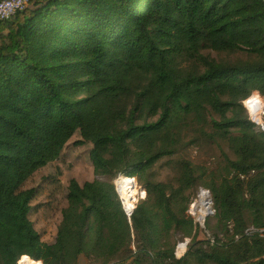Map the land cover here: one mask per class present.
<instances>
[{
  "label": "trees",
  "instance_id": "obj_1",
  "mask_svg": "<svg viewBox=\"0 0 264 264\" xmlns=\"http://www.w3.org/2000/svg\"><path fill=\"white\" fill-rule=\"evenodd\" d=\"M253 94L264 103V0H28L0 21V264H187L177 235L205 264H264V237L244 235L264 228ZM82 144L98 178L65 184L64 150ZM123 176L145 193L129 215ZM200 186L215 213L196 240ZM57 209L44 242L35 225Z\"/></svg>",
  "mask_w": 264,
  "mask_h": 264
},
{
  "label": "rangeland",
  "instance_id": "obj_2",
  "mask_svg": "<svg viewBox=\"0 0 264 264\" xmlns=\"http://www.w3.org/2000/svg\"><path fill=\"white\" fill-rule=\"evenodd\" d=\"M209 54L214 57L217 58L218 55L214 52H209ZM254 96L258 97L262 103V107L260 108V119H263V115H264V103L262 102L261 98L257 95V94H253ZM252 95V96H253ZM251 96V97H252ZM250 98V97H249ZM248 98V99H249ZM247 109V108H246ZM247 112L249 114V116L251 117V112L247 109ZM89 145L88 144H82V145H78V146H72L69 145L67 148H65L63 156L61 158V161H64L66 164H71V168L66 171L64 173V176L62 178L63 182L65 184L68 183V181L70 179H75L79 184L84 183L85 181H92L95 178H98L94 175L93 173V166L91 161L89 160ZM57 165V164H56ZM55 166H46L43 167L41 169H39L34 176L32 177V179L26 184V188H30V187H35V188H39L42 186V184L44 183L43 179L50 174L53 170H54ZM126 180H130L131 181V189L133 190L132 194H131V201H132V205L131 207H129L128 205V201L126 196L123 193V186L126 184ZM115 183V187L117 190V193L119 194V197L121 198L124 210L127 214H129L130 212H132V208L134 209L136 203L144 198L145 194L143 192V190L137 185L135 184V180L132 176H123V177H118L114 180ZM144 194V195H142ZM41 200H45L44 196L41 195ZM66 202L64 200L61 201V207L65 206ZM59 210L57 209V213L55 215V217L52 219L51 223L42 225V224H36L35 228L36 230L39 232L40 235V239L44 242H52L54 239V235H55V231H56V227L59 223L60 220V215H59ZM213 221L210 220V224ZM206 230V228H205ZM205 230L201 231V232H197V238L196 240H203L204 238V233ZM220 234H222V228H220L219 230ZM184 239V237L177 235V243L181 242ZM192 242H189L186 246L185 249V253L184 255L186 256V260H187V264H205V260H202L198 257L197 254H195L194 252H188V248L190 246ZM23 263V262H22Z\"/></svg>",
  "mask_w": 264,
  "mask_h": 264
},
{
  "label": "built area",
  "instance_id": "obj_3",
  "mask_svg": "<svg viewBox=\"0 0 264 264\" xmlns=\"http://www.w3.org/2000/svg\"><path fill=\"white\" fill-rule=\"evenodd\" d=\"M27 2L28 0H0V21L8 20L17 12L24 10ZM250 118L255 124V128L264 133V121L260 119V116L251 115ZM214 213L215 209L213 207L212 195L210 190L202 186L198 187L194 198L190 201L186 210V214L193 220L197 232L205 230L207 218L212 216ZM230 229L231 226L222 228V235L226 234ZM244 235L264 237V228L258 229L252 225H249L244 229ZM235 238H237V236ZM189 242L190 238L185 237L181 242L177 243L175 248V255L177 257H182L184 255L186 246ZM21 260L22 257L18 260L17 264H25L24 262L22 263ZM27 260L31 264H41L40 260L31 258L29 256H27Z\"/></svg>",
  "mask_w": 264,
  "mask_h": 264
},
{
  "label": "bare ground",
  "instance_id": "obj_4",
  "mask_svg": "<svg viewBox=\"0 0 264 264\" xmlns=\"http://www.w3.org/2000/svg\"><path fill=\"white\" fill-rule=\"evenodd\" d=\"M245 106L252 113L251 115L260 116V111H261L260 108L262 107V103L258 97L253 95L249 99L245 100ZM122 188H123V193L127 198L128 201L127 203L129 207H131L132 205L131 194L133 192V190L131 189V181L126 180V184ZM21 261L24 262L25 264H31L27 260V255H22Z\"/></svg>",
  "mask_w": 264,
  "mask_h": 264
}]
</instances>
